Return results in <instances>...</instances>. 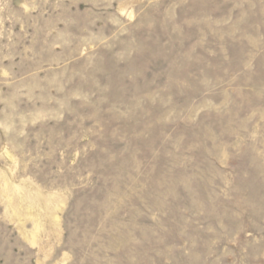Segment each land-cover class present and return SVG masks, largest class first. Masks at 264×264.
<instances>
[{
	"label": "rangeland",
	"instance_id": "rangeland-1",
	"mask_svg": "<svg viewBox=\"0 0 264 264\" xmlns=\"http://www.w3.org/2000/svg\"><path fill=\"white\" fill-rule=\"evenodd\" d=\"M0 264H264V0H0Z\"/></svg>",
	"mask_w": 264,
	"mask_h": 264
}]
</instances>
